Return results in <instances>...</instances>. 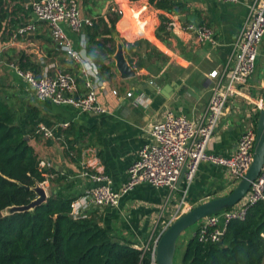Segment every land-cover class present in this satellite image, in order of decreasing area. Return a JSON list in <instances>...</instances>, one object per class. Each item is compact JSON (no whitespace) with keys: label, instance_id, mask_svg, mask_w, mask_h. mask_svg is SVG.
<instances>
[{"label":"crops","instance_id":"1","mask_svg":"<svg viewBox=\"0 0 264 264\" xmlns=\"http://www.w3.org/2000/svg\"><path fill=\"white\" fill-rule=\"evenodd\" d=\"M33 1L3 0L7 17L0 31V97L16 111L21 126H24L29 106L35 107L51 128L68 124L64 130L57 128L64 134L63 142L42 137L27 139L37 154L40 169L47 171L41 185L48 197L53 194L74 198L73 204L83 207L80 213L94 216L112 236L135 247L155 241L165 224L179 215L201 203L226 196L234 189L236 183L226 168L201 163L189 185L183 177L174 190L143 183L122 195L115 206L95 207L83 203L89 191L99 185L90 178L92 174L107 176L112 190H120L127 179L128 168L138 151L151 142L150 131L166 110L191 121H198L205 115L215 82L209 74L212 71L220 73L231 66L234 44L253 0L237 3L153 0L152 4L149 0H76L80 17L93 22L101 19L106 22L107 17L117 13L112 10L114 8L122 11L121 15L116 14L119 20L111 31L113 53H100L109 73L99 71L102 86L96 89V96L105 112L98 114L82 113L51 101H37L10 66L19 68L23 58V63L34 67L35 71L28 70L37 77L61 72L68 76L78 95L87 92L80 66L55 43L47 23H36L35 32L27 37L15 35L18 27L33 21ZM159 1L165 2L169 9L155 7ZM161 17L176 21L181 27L192 24L209 28L216 44L198 43L194 34L182 28L166 30L168 34L165 32L160 39L155 29ZM63 28L72 46L78 49L79 36L66 26ZM87 28H83L84 35ZM104 37L109 36H98L94 41ZM85 42L86 52L87 47L95 48L86 36ZM119 44L125 60L135 72L133 78L122 79L116 68L114 57ZM112 46L109 42L108 47ZM263 98L264 37L258 46L254 73L247 86L242 87L241 96L228 101L208 152L231 156L239 135L248 128H255L259 111L255 112L254 102ZM15 101L19 104L17 108ZM68 149L75 154L74 158L69 156Z\"/></svg>","mask_w":264,"mask_h":264},{"label":"built area","instance_id":"2","mask_svg":"<svg viewBox=\"0 0 264 264\" xmlns=\"http://www.w3.org/2000/svg\"><path fill=\"white\" fill-rule=\"evenodd\" d=\"M225 3H237L239 0H217ZM119 15L121 9L114 8ZM33 21L16 29L15 35L20 38L33 34L36 23L45 22L50 28L52 39L60 49L80 66L85 79L87 92L78 95L73 83L66 74L58 72L54 76L47 73L36 76L30 70H22L10 65L17 75L28 85L34 98L39 101H51L55 105H68L82 113H104L105 109L98 103L96 89L102 86L99 69L86 52L84 27H90L93 20L80 17L76 0H35L31 3ZM66 26L72 33L79 36V48L72 46L71 40L64 30ZM166 30L182 28L184 32L194 34L198 43L216 44L209 28L192 24L180 26L176 21L165 22ZM264 37V0H253L248 5L246 22L238 34L232 56L231 66L222 72L212 71L214 86L207 105L205 115L198 121L188 120L166 110L162 118L154 124L150 131L151 142L142 147L135 161L127 171V179L119 191H113L111 180L102 174H92L90 178L99 185L89 191L86 205L95 207L115 206L122 195L127 194L139 184H149L154 188L166 187L174 190L183 173V179L189 185L196 176L201 163L226 168L230 177L237 184L247 173L252 162L255 143V128H248L238 137L236 149L229 157L217 156L208 152V146L214 137L217 126L225 115L228 101L241 96L242 87L247 86L254 73L258 46ZM116 95V92L113 91ZM128 97L131 93L127 94ZM142 101V100H139ZM255 103V112L263 107V99ZM68 124L47 127L39 124L35 134L46 139L63 142L62 133L56 134L57 128L66 129ZM69 151V156L74 157ZM264 202V164L258 177L251 184L245 196L232 208L210 215L201 220L197 238L202 243H218L230 221H243L247 210L254 204ZM83 207L72 204L74 218L85 217L80 213ZM180 216V215H179ZM178 216V217H179ZM176 217L175 219H177ZM165 224L164 229L155 241L135 246L142 254L150 253V264L155 261L156 244L162 232L175 220Z\"/></svg>","mask_w":264,"mask_h":264},{"label":"trees","instance_id":"3","mask_svg":"<svg viewBox=\"0 0 264 264\" xmlns=\"http://www.w3.org/2000/svg\"><path fill=\"white\" fill-rule=\"evenodd\" d=\"M149 2L152 4L153 0ZM155 7L169 9L163 1ZM5 8L0 0V31L7 17ZM116 14L107 17L106 22L104 19L93 22L85 30L88 43L95 44V48L87 47V54L103 74L109 73V67L103 63L100 53H113L111 31L119 20ZM165 22L161 17L155 29L160 39L166 32ZM98 36L109 37L94 41ZM109 42L113 44L111 48ZM22 61L23 58L20 69L35 71L31 64ZM41 123L51 127L40 118L35 107L29 106L21 126L16 111L0 97V211L28 205L36 198L32 189L46 180L47 171L40 169L37 154L28 141L40 137L35 130ZM74 201V198L51 194L32 211L1 218L0 264H150V253L142 254L132 243L115 238L94 216L74 218ZM197 232L186 243L180 264H264L263 201L251 206L243 221L227 224L221 246L199 242Z\"/></svg>","mask_w":264,"mask_h":264},{"label":"water","instance_id":"4","mask_svg":"<svg viewBox=\"0 0 264 264\" xmlns=\"http://www.w3.org/2000/svg\"><path fill=\"white\" fill-rule=\"evenodd\" d=\"M167 34L168 33L166 32L165 35ZM114 60L122 79H130L135 76L134 70L123 56L122 45L120 44L117 46ZM255 133L256 137L252 162L247 173L229 194L195 206L180 215L162 232L156 244L155 261L157 264H174V254L178 237L186 229L202 219L235 206L245 196L250 189L251 184L258 177L264 164V98L263 107L258 112ZM24 139L27 140V137ZM182 177L183 173L181 174L179 181H181ZM32 190L36 194V198L33 201L28 205L5 208L0 211V219L15 213L32 211L37 206L45 203L48 198L45 188L41 184H37ZM222 237H220L219 242L217 243L219 246L222 244Z\"/></svg>","mask_w":264,"mask_h":264},{"label":"rangeland","instance_id":"5","mask_svg":"<svg viewBox=\"0 0 264 264\" xmlns=\"http://www.w3.org/2000/svg\"><path fill=\"white\" fill-rule=\"evenodd\" d=\"M18 106H19L18 102L15 101L14 107L17 108ZM200 222L201 221H199L198 223L186 229L178 237L177 242H176V250L174 254V264H180L182 257H183L185 245L188 242V240H190L193 237V234L194 232H196Z\"/></svg>","mask_w":264,"mask_h":264},{"label":"clouds","instance_id":"6","mask_svg":"<svg viewBox=\"0 0 264 264\" xmlns=\"http://www.w3.org/2000/svg\"><path fill=\"white\" fill-rule=\"evenodd\" d=\"M82 36H86V35H82Z\"/></svg>","mask_w":264,"mask_h":264}]
</instances>
